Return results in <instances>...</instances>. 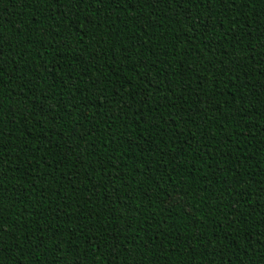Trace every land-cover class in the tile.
Instances as JSON below:
<instances>
[{
  "label": "trees",
  "instance_id": "16d2710c",
  "mask_svg": "<svg viewBox=\"0 0 264 264\" xmlns=\"http://www.w3.org/2000/svg\"><path fill=\"white\" fill-rule=\"evenodd\" d=\"M0 264H264V0H0Z\"/></svg>",
  "mask_w": 264,
  "mask_h": 264
}]
</instances>
